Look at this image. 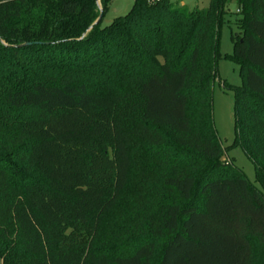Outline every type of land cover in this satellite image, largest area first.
Wrapping results in <instances>:
<instances>
[{
    "label": "trees",
    "instance_id": "obj_1",
    "mask_svg": "<svg viewBox=\"0 0 264 264\" xmlns=\"http://www.w3.org/2000/svg\"><path fill=\"white\" fill-rule=\"evenodd\" d=\"M111 1L0 0V264H254L251 241L264 237V0H235L227 55L242 74L228 86L234 145L261 189L222 161L213 119L233 0L192 10L134 0L92 26ZM133 165L132 222L97 247ZM75 223L85 234L68 240Z\"/></svg>",
    "mask_w": 264,
    "mask_h": 264
},
{
    "label": "rangeland",
    "instance_id": "obj_2",
    "mask_svg": "<svg viewBox=\"0 0 264 264\" xmlns=\"http://www.w3.org/2000/svg\"><path fill=\"white\" fill-rule=\"evenodd\" d=\"M178 6H184L189 10L195 8H205L208 5V0H170ZM134 0H112L108 8L104 12L100 26L105 27L112 23L116 18L126 15ZM229 12L223 16V24L220 29V59L218 60V79L213 84V119L215 129L220 140L221 145L224 147L222 161L228 163L230 166L233 164L240 168L245 176L251 181L255 187L261 189V186L255 179V169L252 162L247 158L241 148L234 145L235 131H234V93L228 86H240L242 84V74L238 63L227 55L233 51V45L230 39L231 33L237 31L235 20L239 17L236 14L237 5L233 0L229 6ZM222 174H229L230 170H221ZM137 172L134 165L131 168L129 185L125 192V200H123L114 212L109 214L99 229V235L95 240V246L108 247L109 239L114 234V230L119 226L125 224V221L131 220L129 215L124 217L126 206L131 204L136 185H137ZM135 216V215H134ZM131 233V229H129ZM64 234L68 240H73L85 234L84 230L78 224H68L65 227ZM132 234V233H131ZM253 263L264 264V237H256L252 239Z\"/></svg>",
    "mask_w": 264,
    "mask_h": 264
},
{
    "label": "water",
    "instance_id": "obj_3",
    "mask_svg": "<svg viewBox=\"0 0 264 264\" xmlns=\"http://www.w3.org/2000/svg\"><path fill=\"white\" fill-rule=\"evenodd\" d=\"M97 3H99V0H97ZM101 18H102V11L100 10V13H99L98 17H97V19L95 20V22L92 24V26L95 25V24H97V23L101 20ZM92 26H91V27H92ZM91 27H90V28H91Z\"/></svg>",
    "mask_w": 264,
    "mask_h": 264
}]
</instances>
